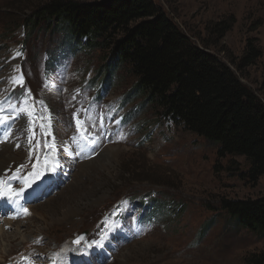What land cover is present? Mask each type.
<instances>
[{"label": "rangeland", "instance_id": "1", "mask_svg": "<svg viewBox=\"0 0 264 264\" xmlns=\"http://www.w3.org/2000/svg\"><path fill=\"white\" fill-rule=\"evenodd\" d=\"M50 1L0 0V107L15 117L0 126V153L17 156L0 190H24L0 199V264H252L264 238L237 226L221 201L264 196V175L254 185L245 157H220L218 144L131 95L136 79L126 66L112 75L107 52L62 30L26 31ZM154 1L198 44L211 23L233 18L215 53L237 61L255 40L262 57L242 82L264 102V0ZM22 108L30 114L17 116ZM109 147L119 151L92 167Z\"/></svg>", "mask_w": 264, "mask_h": 264}, {"label": "trees", "instance_id": "2", "mask_svg": "<svg viewBox=\"0 0 264 264\" xmlns=\"http://www.w3.org/2000/svg\"><path fill=\"white\" fill-rule=\"evenodd\" d=\"M234 25L233 18L211 23L198 44L154 0H52L23 24L31 33L62 30L85 48L107 52L112 75L126 66L136 79L131 95L218 144L220 157H245L252 168L243 177L257 185L264 175V102L242 78L262 51L251 40L237 61L221 60L215 52H222L220 43ZM221 208L237 226L264 238V196L225 199ZM252 264H264V251Z\"/></svg>", "mask_w": 264, "mask_h": 264}, {"label": "snow or ice", "instance_id": "3", "mask_svg": "<svg viewBox=\"0 0 264 264\" xmlns=\"http://www.w3.org/2000/svg\"><path fill=\"white\" fill-rule=\"evenodd\" d=\"M17 55H19V53H17ZM13 83H17V84H20L22 86L23 85V78L20 77L18 80L14 78ZM22 113L30 114V113H28L27 108H22L17 113V116L22 114ZM10 119H15V117H6L4 115L3 107H0V126L7 125L9 123ZM77 128H78V132L81 134V139L89 141V143H92V144L95 143L94 140L89 139L88 128L86 125H84V123L82 121H79V120L77 121ZM8 135L9 134L6 133L3 139L7 140ZM46 147L52 148L53 150L55 149L54 144L46 145ZM55 167H57V165L53 164V166H52L53 171L55 170ZM4 183H5L4 181L0 180V185H3ZM23 191H24L23 189H20L19 191H17L15 189L11 188V186L9 185L7 192L0 191V197L10 196V197H14V198H19L23 194ZM80 239H82V238H79L77 241H75V243H79Z\"/></svg>", "mask_w": 264, "mask_h": 264}, {"label": "bare ground", "instance_id": "4", "mask_svg": "<svg viewBox=\"0 0 264 264\" xmlns=\"http://www.w3.org/2000/svg\"><path fill=\"white\" fill-rule=\"evenodd\" d=\"M14 76H16L15 78L16 79H18V75H17V69L15 68V70H14ZM48 137V136H47ZM82 141V140H81ZM6 143H10V142H8V141H6ZM3 145H1V147H2ZM57 147H59V143L57 144ZM61 147V146H60ZM4 149H6V148H4ZM108 150H110L111 152H113V151H119V149L117 148V147H109L108 149H107V153H106V155L104 156V157H102L100 160H98V161H96L93 165H92V167H96V166H99V165H101L102 164V162L104 161V159H105V157L107 156V154L109 153V151ZM121 150V149H120ZM4 152H2V153H0V158H2V159H0V175H2V172H4L5 170H7V166L12 162V161H15L16 159H17V156L16 155H12V154H10L8 157H5V156H2L1 154H3ZM115 153V152H114ZM113 154V153H112ZM111 155V154H110ZM119 155V154H118ZM115 158H116V154H115ZM110 159H114V158H112V156H111V158H107L106 160H110ZM91 163V162H90ZM90 163H86V165H89ZM1 180V179H0ZM2 203V202H1ZM2 206V205H1ZM15 208V207H14ZM17 209V208H16ZM67 216L68 215H65V218H67ZM17 224H19V223H16V224H14V226H16Z\"/></svg>", "mask_w": 264, "mask_h": 264}, {"label": "water", "instance_id": "5", "mask_svg": "<svg viewBox=\"0 0 264 264\" xmlns=\"http://www.w3.org/2000/svg\"><path fill=\"white\" fill-rule=\"evenodd\" d=\"M87 233H88V232H84V234H82V236L80 237V238H82V239H80V242H79V243H81L83 240H85ZM78 239H79V238H78ZM78 239H76L75 241H77ZM75 241H74V244H79V243H75Z\"/></svg>", "mask_w": 264, "mask_h": 264}]
</instances>
